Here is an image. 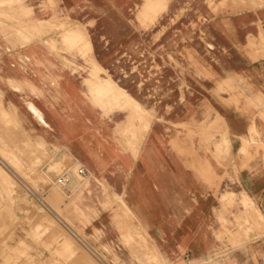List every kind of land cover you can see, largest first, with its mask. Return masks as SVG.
<instances>
[{
    "label": "rangeland",
    "instance_id": "374dc122",
    "mask_svg": "<svg viewBox=\"0 0 264 264\" xmlns=\"http://www.w3.org/2000/svg\"><path fill=\"white\" fill-rule=\"evenodd\" d=\"M143 1L0 0V264H64L62 253L66 264H264V8L249 11L264 0H170L147 28ZM69 22L99 75L139 104L124 114L88 90L89 54L64 35ZM53 105L75 123L79 155L46 119ZM245 122L238 140L231 125ZM53 190L67 204L58 213Z\"/></svg>",
    "mask_w": 264,
    "mask_h": 264
},
{
    "label": "bare ground",
    "instance_id": "6f19581e",
    "mask_svg": "<svg viewBox=\"0 0 264 264\" xmlns=\"http://www.w3.org/2000/svg\"><path fill=\"white\" fill-rule=\"evenodd\" d=\"M229 0H222V2H228ZM169 2H170V0H144L143 2H142V4L140 5V7H139V9H138V11H137V13H136V15H135V18H136V20H137V22L139 23V25L140 26H142V27H144V28H147L148 26H151V25H153L157 20H158V18L163 14V13H161V14H158L157 13V11H158V7H161V4H163V5H165V8H164V10H166L167 9V7H168V4H169ZM6 4V3H5ZM58 4V3H57ZM3 5V4H2ZM255 5H257V6H255ZM254 6H252V7H250V9H249V11H254V10H257V9H261V8H264V3H256ZM1 6V5H0ZM259 6V7H258ZM258 7V8H257ZM26 10V9H25ZM11 11H12V9H11ZM19 14V13H18ZM21 14V13H20ZM1 15V14H0ZM9 15V14H8ZM35 21H41V20H39V19H37V20H35ZM48 22V21H47ZM9 24V23H8ZM7 24V25H8ZM41 24H43V23H41ZM4 25H5V23H4ZM3 26V25H2ZM37 26V25H36ZM41 28V27H40ZM32 29V28H31ZM34 29V28H33ZM260 29H262L263 31H264V29L263 28H260ZM63 31H64V35L66 36V37H68V38H70V39H73L74 41H77V43H78V45L80 46V49L81 50H84L85 52H84V56H86L85 54H89V56L86 58V62L89 64V68H90V72L88 73V77L87 78H85V80H84V83H85V86L88 88V90H90L91 92H92V94L93 95H105L106 97H109L110 99H113L114 101H116L115 103L117 104V106H118V108H119V110L121 111V112H123L124 114H125V111H126V109H128L129 107H133V106H135V105H137V104H139L138 103V101L137 100H135V99H133L131 96H130V94L125 90V89H123L122 87H120L119 85H117L114 81H112L110 78H108V77H103V76H101V75H99V72H98V70L97 69H99L100 68V65H99V63L97 62V60L95 59V57H94V55H93V48H92V43H91V41H90V39H89V37L86 35V32L82 29V28H80L79 26H77V25H75L74 23H72V22H69V23H66V25L64 26V28H63ZM52 32V31H51ZM54 32V31H53ZM56 34V33H55ZM54 34V35H55ZM53 35V36H54ZM30 36V35H29ZM36 39V38H35ZM61 39V38H60ZM62 40V39H61ZM21 90V89H20ZM20 90H16V91H20ZM34 92V91H33ZM99 98V97H98ZM106 100V99H105ZM106 102V101H105ZM103 107V106H102ZM108 107V106H107ZM31 110L33 111V110H36L37 112H39V114H40V119H41V122L43 123V124H46L47 125V123H46V121H45V119H44V117H43V115H42V113L35 107V106H31ZM108 110V109H107ZM134 126V124H133V122H131V121H129L128 119H126L125 117H124V120L121 122V124H119V126H118V128L119 129H122L123 131H128V130H130L132 127ZM152 127V126H151ZM151 127H150V130H151ZM150 132V131H149ZM149 132H148V134H149ZM10 139V138H9ZM11 140V139H10ZM17 140V139H16ZM12 141V140H11ZM13 144V143H12ZM15 145V144H14ZM10 146V145H9ZM19 147V146H18ZM14 148H17V146L15 147L14 146ZM19 148H21V147H19ZM14 150V149H13ZM17 150H18V148H17ZM20 150V149H19ZM23 150V149H22ZM21 151V150H20ZM16 152H18V151H16ZM11 154V153H10ZM17 154V153H16ZM12 155H13V153H12ZM13 156H15V155H13ZM6 160V159H5ZM0 165L2 166L3 164H1L0 163ZM14 166V165H13ZM4 167V166H3ZM2 167V168H3ZM5 169V168H4ZM3 169V170H4ZM7 170V169H6ZM5 170V171H6ZM15 170V169H14ZM20 170V169H19ZM17 171V170H16ZM7 172V171H6ZM8 174L9 173H11L10 171L9 172H7ZM20 174V173H19ZM24 174V173H23ZM21 175V174H20ZM22 176V175H21ZM41 176V175H40ZM23 177V176H22ZM37 177V176H36ZM13 179V178H12ZM37 179V178H36ZM9 180V179H8ZM95 180H98L97 178L95 179ZM9 181H11V180H9ZM12 182V181H11ZM11 182H9L10 184H12V186L11 187H13V183H11ZM13 182H14V180H13ZM89 182V181H88ZM88 182H86V184L88 183ZM9 183H7V185H9ZM17 184V183H16ZM43 185V184H42ZM15 186V185H14ZM17 187V186H16ZM20 187V186H19ZM9 189H10V187H8ZM17 190V189H16ZM10 191V190H9ZM11 192V194L13 193V192H15V190L12 192V191H10ZM36 192V191H35ZM3 192L1 191V194H2ZM22 193V192H21ZM17 195H18V193H17ZM21 195V194H20ZM19 195V196H20ZM12 196H13V194H12ZM52 197H53V199H52V210H54V212H56V213H58L57 212V210H59V209H61V205L62 204H64V205H67L66 204V201L64 200V198L60 195V193H58L57 191H55V190H53V193H52ZM14 200H15V197H14ZM24 200V199H23ZM63 202V203H62ZM21 203H22V201H21ZM20 203V204H21ZM24 203V202H23ZM20 206V205H19ZM13 207V206H12ZM38 207V206H37ZM16 209H18V208H16ZM15 209V210H16ZM22 209V208H21ZM38 209V208H37ZM36 209V210H37ZM64 210V209H63ZM62 210V211H63ZM20 211V210H19ZM42 211V210H41ZM39 213V212H38ZM12 214V213H11ZM37 214V213H36ZM12 215H14V214H12ZM35 215V214H34ZM59 215V214H58ZM16 216V215H15ZM33 216V215H32ZM37 216H39V215H37ZM60 216H61V214H60ZM59 216V217H60ZM45 217V216H44ZM61 217H63V216H61ZM38 219V218H37ZM34 221H37V220H35V219H33ZM48 220V219H47ZM16 221V220H15ZM17 221H19V220H17ZM53 221V220H52ZM62 221V220H61ZM38 222H40L39 220H38ZM49 222H50V220H49ZM66 222V221H65ZM68 222V221H67ZM41 223V222H40ZM39 223V224H40ZM16 224V223H15ZM38 224V226H41V224L39 225ZM42 224H44V223H42ZM47 224V223H46ZM52 224H53V222H52ZM13 225V224H12ZM48 225H50V224H48ZM47 225V226H48ZM69 225V224H68ZM73 225V224H72ZM15 226V225H14ZM43 226V225H42ZM41 226V227H42ZM51 226V225H50ZM5 227V226H4ZM8 227H9V225H8ZM12 227V226H11ZM13 228V227H12ZM40 228V227H39ZM43 228V227H42ZM41 229V228H40ZM44 229V228H43ZM45 230V229H44ZM10 231V230H9ZM6 232H7V230H6ZM42 232H43V230H42ZM73 232V231H72ZM4 233V232H3ZM5 234V233H4ZM62 234V233H61ZM6 235V234H5ZM5 235H3V236H5ZM68 235V234H67ZM2 236V237H3ZM64 236H65V233H64ZM64 236L62 235L61 236V238L63 237L64 238ZM77 236H79V235H77ZM6 238H7V236H5ZM9 237H11V236H9ZM38 237V236H37ZM66 238L65 239H67V237L68 236H65ZM71 238V237H70ZM73 238V237H72ZM65 239H63V241L65 240ZM70 239L68 238V241H69ZM72 240V239H71ZM1 241H4V239L3 240H1ZM6 241V240H5ZM67 241V242H68ZM73 241V240H72ZM71 241V242H72ZM65 242V241H64ZM141 244H140V246L142 247V251H143V254H145L146 255V257L148 258V259H153L154 257H155V253H154V251H155V247H151L150 245H149V243L147 242H144L143 240H141L140 239V241H139ZM78 243V242H77ZM76 244V243H75ZM73 246V245H72ZM78 246H79V243H78ZM7 247V246H6ZM54 247V246H53ZM52 248V247H51ZM56 248V247H55ZM58 249H59V247H57ZM57 248L55 249L56 250V254L58 255L59 253L61 254V252L60 251H58L57 252ZM63 248V247H62ZM75 248V247H74ZM79 248H81L80 246H79ZM50 249V248H49ZM67 249V248H66ZM9 250V249H8ZM63 250V249H62ZM68 250V249H67ZM70 250V249H69ZM74 250V249H73ZM54 251V250H53ZM64 251H66V250H63V252ZM72 251V250H71ZM76 252V251H75ZM55 253V252H54ZM67 253H68V251H67ZM82 253V252H81ZM83 253H84V251H83ZM17 254V253H16ZM15 254V255H16ZM51 254V253H50ZM85 254V253H84ZM19 255H20V253H19ZM19 255H18V257H19ZM25 256H26V254H24ZM23 255V256H24ZM57 255L55 256V257H57ZM62 255H64V257L62 256ZM62 257H63V260L61 261L62 263H64V264H66L69 260H70V256L72 257V255H70V256H68L69 254H67L66 256H68L67 258H69V260H66L67 258H65L66 256H65V253L63 254L62 253ZM86 255V254H85ZM41 256H43V255H41ZM12 257V256H11ZM18 257H12V259H14V258H16L15 260H17V259H19ZM62 257H59V259L60 258H62ZM25 258V257H24ZM23 258V259H24ZM28 258V257H27ZM58 258V257H57ZM57 258H55V259H57ZM88 258V257H87ZM21 260L20 261H22V255H21V258H20ZM64 259H65V261H64ZM50 260H51V258H50ZM49 260V261H50ZM58 260V259H57ZM72 260H73V258H72ZM11 261V260H10ZM19 261V262H20ZM60 261V260H59ZM64 261V262H63ZM17 262V261H16ZM18 262V263H19ZM24 262V261H23ZM45 262V261H44ZM47 262H48V260H47ZM47 262H45V264L47 263ZM51 262V261H50ZM47 263V264H51V263ZM11 263H12V261H11ZM21 263V262H20ZM19 263V264H20ZM30 263V262H29ZM53 263V262H52ZM57 263V262H56ZM13 264V263H12ZM14 264H17V263H14ZM74 264V263H73ZM92 264V263H91Z\"/></svg>",
    "mask_w": 264,
    "mask_h": 264
},
{
    "label": "crops",
    "instance_id": "0c3cea01",
    "mask_svg": "<svg viewBox=\"0 0 264 264\" xmlns=\"http://www.w3.org/2000/svg\"><path fill=\"white\" fill-rule=\"evenodd\" d=\"M33 75L35 76L34 77V84L35 83L41 84L42 81H44V82L46 81L44 72H40V73L38 72L37 73V71H35V73H33ZM27 79L30 81L33 80L31 78H27ZM61 98H62L61 102H62L63 107H65V110H67V112L69 113L67 116L71 117L73 120H75V122H78L77 121L78 115L76 114V112L74 110L75 105H73V103H75L77 101L72 98L71 90H69V89L65 90L64 89L63 93L61 94ZM61 111H62L61 108H58L54 105H53V107L47 106V109L44 110V114H45L46 119L50 121V123L54 127L55 131L60 135V137H63V139H66L68 143H72V144H68L69 146H66V147L69 150L75 151V153L79 155V153L76 152L77 150H76L75 146H73L75 144L74 138L76 139V136H77V133L75 131V127H72L75 123H68L66 125L65 120H63V117L61 115L62 114ZM239 126L240 127L236 128V127L231 125V133L235 138H237L238 140H241L242 136L247 135L246 132H247L249 126H251V124L245 122V124L239 125ZM60 137H59V139H61V141L64 142V140H62V138H60ZM239 148H238V151H239ZM81 156H82V154H81ZM97 158H98L99 163H102L106 159V158L101 159V157H97ZM81 164H83V163H81ZM83 165L86 167L85 164H83ZM87 169L91 172V170L89 168H87Z\"/></svg>",
    "mask_w": 264,
    "mask_h": 264
},
{
    "label": "built area",
    "instance_id": "2783aa9c",
    "mask_svg": "<svg viewBox=\"0 0 264 264\" xmlns=\"http://www.w3.org/2000/svg\"><path fill=\"white\" fill-rule=\"evenodd\" d=\"M78 174L81 177L87 178L90 175V171L83 164L80 163V165L78 167ZM68 182H69V177H68V173L67 172H65L62 175H60L58 177V179L56 180V183L63 189L66 188ZM42 200H43V198H42Z\"/></svg>",
    "mask_w": 264,
    "mask_h": 264
}]
</instances>
